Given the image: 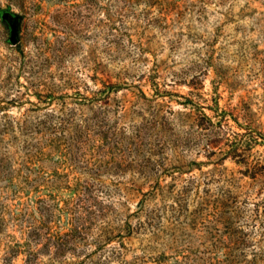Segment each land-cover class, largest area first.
<instances>
[{
  "label": "rangeland",
  "instance_id": "obj_1",
  "mask_svg": "<svg viewBox=\"0 0 264 264\" xmlns=\"http://www.w3.org/2000/svg\"><path fill=\"white\" fill-rule=\"evenodd\" d=\"M0 264H264V0H0Z\"/></svg>",
  "mask_w": 264,
  "mask_h": 264
},
{
  "label": "water",
  "instance_id": "obj_2",
  "mask_svg": "<svg viewBox=\"0 0 264 264\" xmlns=\"http://www.w3.org/2000/svg\"><path fill=\"white\" fill-rule=\"evenodd\" d=\"M4 20L7 22L9 28H10V37L9 41L12 45H15L18 41L17 35H18V19L17 17H12L9 14L4 15Z\"/></svg>",
  "mask_w": 264,
  "mask_h": 264
}]
</instances>
